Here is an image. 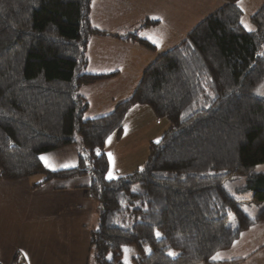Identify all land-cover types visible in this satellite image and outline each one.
Instances as JSON below:
<instances>
[{"label":"trees","instance_id":"16d2710c","mask_svg":"<svg viewBox=\"0 0 264 264\" xmlns=\"http://www.w3.org/2000/svg\"><path fill=\"white\" fill-rule=\"evenodd\" d=\"M93 1L0 0V181L88 177L96 264H125L127 247L132 264L241 262L213 257L264 222V209L256 218L243 211L264 201V174L255 172L264 164V5L249 32L240 0H225L149 65L128 100L86 119L81 89L113 77L85 73L90 39L104 33L91 22ZM137 104L170 129L141 170L109 180L106 142ZM69 147L76 167L45 168L42 156Z\"/></svg>","mask_w":264,"mask_h":264},{"label":"rangeland","instance_id":"374dc122","mask_svg":"<svg viewBox=\"0 0 264 264\" xmlns=\"http://www.w3.org/2000/svg\"><path fill=\"white\" fill-rule=\"evenodd\" d=\"M225 3V0H203V14L198 20H188L187 27L184 28L183 26L185 30H178L183 34L181 38H178L168 22L165 21L164 23L161 22V24H153V18L148 16V14L151 13H145V9L142 6L137 5V10L132 8L136 11L135 13L131 11L123 12L122 14L120 13L121 15H116L113 19L109 18L103 22L102 14L97 12L94 7L98 3L94 2L91 16L101 29L110 30L113 26L120 28L124 26L129 27L130 23L135 26L137 18H139L137 24L140 23V25L134 28L133 33L136 37L134 40L129 38L134 35H125L122 37L114 35L115 38L125 39L126 43H128L119 48L104 45L99 39H93V37H107L109 36L106 35L108 33L97 34L91 37V43H89L90 57L88 58L90 61L88 62L85 73L90 74V71L103 74L109 72L115 73V76L83 87L84 95L89 103V109L85 114V118L88 119L94 116L96 111L100 113L101 109L106 111L109 109L108 111L111 113L119 104L117 102L118 100L121 99L122 102L128 100L135 92L149 65L160 55L180 44V42L192 31L195 25H198L210 14L225 5ZM238 5L244 12L242 19L244 28L249 32L255 31V26L251 18L258 9L264 5V0H240ZM98 35L100 36L98 37ZM137 35H141L140 39L137 38ZM148 39H150V42L154 43L152 44V46H154L153 48L149 47L150 44L146 45L140 43V40L147 41ZM169 129V121L165 118L157 117L151 107L140 104L132 106L125 116L121 135L118 137L119 133L115 132L108 138L105 146L109 160V172L112 173L113 178H117L120 175H130L137 170H141L149 158L150 144L159 141ZM45 164L47 167H50V165H57L56 162L52 164L48 160ZM255 172L264 174V164L258 166ZM43 177L36 176L17 182H6L15 185L0 186L5 187L4 191L6 196H9L8 194L10 193L11 195L13 194L19 197L23 195V191L28 185H34L44 181ZM244 179V177L241 178L242 181H244ZM231 184V187L237 185V183L234 182ZM1 196H3L2 193ZM86 202L87 205L84 210L86 218L83 222L84 224L76 222L75 229L71 231L69 237L60 238L59 236L55 238V241H58L60 244L56 246L58 249L54 255L56 256L59 254V258L54 259V264H96L91 249L89 231L98 224V204L92 199H87ZM14 206L15 204L11 205V207ZM263 209L264 201L243 206V211L252 218H256ZM2 238L6 247L11 246L12 249H14L17 243L14 237L6 236ZM34 240L37 242L36 239ZM41 241L42 238L38 244L32 243L31 245H26V248H24L25 253H22L21 258L18 257L13 260L12 264H49L48 258L41 259V257L35 253L36 251L34 248L37 247ZM69 242L73 245V250L66 254L64 246L65 244L68 245ZM258 247L261 248L258 249ZM263 248L264 222L244 232L239 240L226 252L230 254L227 256L231 261L234 260L232 257H239L241 259V262L237 264H264ZM256 249H258L257 254L252 258H247L254 253ZM6 255V251L1 253L2 262L5 260ZM135 256L136 251L133 247L124 249L125 264H132V259Z\"/></svg>","mask_w":264,"mask_h":264},{"label":"crops","instance_id":"0c3cea01","mask_svg":"<svg viewBox=\"0 0 264 264\" xmlns=\"http://www.w3.org/2000/svg\"><path fill=\"white\" fill-rule=\"evenodd\" d=\"M94 2L98 3L94 7L97 12L102 14L103 22L109 18L113 19L116 15H121L123 12L131 11L132 13H135L136 11L132 8L137 10V5L142 6L145 9V13H151L148 14V16L153 18V24H161V22L164 23L165 21L168 22L169 25H171L170 27L177 34L178 38L183 36V34L178 30H185L184 28L187 27L188 20H198V18L203 14V0H94L93 4ZM138 21L139 18L136 19L135 26L130 23L129 27L124 26L123 28H120L113 26L112 29L106 30L101 29V27L94 22L91 16L93 26H95L99 31L104 32V34L108 33L106 35H109L103 38L93 37V39H99V41L104 45L119 48L120 46H124L128 43H126L125 39L115 38L114 35L121 37L125 35H134V28H137L140 25V23L137 24ZM196 26L197 25H195V27ZM99 36L100 35H98V37ZM140 36L141 35H137V38L140 39ZM149 40L150 39L145 42L152 46L154 43ZM89 57L90 49L88 58ZM89 61L90 60H88V62ZM90 72V74L93 75L108 74L115 76V73L109 72L104 74L99 72ZM81 93L86 98L83 88L81 89ZM117 102L120 103L122 100L120 99ZM108 110L109 109H107V111L101 109L100 113L96 111L95 115L89 117L88 119L108 115L110 114V111ZM120 135L121 133L118 134V137ZM104 151L106 153L105 148ZM78 155L79 153L75 147H69L43 156L46 157L52 164L56 162L57 165H50V167H47L44 162L45 160H42V163L45 168L50 171L70 169L77 166L79 159ZM43 178L44 181L40 183L28 185L23 191V195H20L19 197L13 194L11 195L10 193L8 194L9 196H6L4 191L5 187L0 186V264H12L13 260L18 257L21 258L22 253H25L24 248H26V245H31L32 243L38 244L41 238V243L34 248L36 251L35 253L39 255L41 259L48 258L49 264H54V259L59 258V254L56 256L54 255L58 249L56 246L60 244L58 241H55V238H58L59 236L60 238L69 237L71 231L75 229L76 222L84 224L83 222L86 218L84 210L87 205V199L84 197L83 193L85 187L90 185L89 178L84 177L67 183L45 182V177ZM0 185L15 184L0 182ZM1 193L3 196H1ZM13 204H15V206L11 207ZM97 227L98 224L89 231V236H91V232L97 229ZM6 236H11L12 238L14 237L17 241L14 249H12L11 246L6 247L2 238ZM34 239H36L37 242ZM64 247L66 254L72 252L73 250V245L70 244V242L68 245L65 244ZM259 248L261 247H258V249ZM258 249H256L254 253L247 258L254 257L257 254ZM263 250L264 248L262 251ZM5 251L7 252V255L3 261L5 263H3L1 261V253H4ZM227 255L230 254L226 251L220 253L217 261L231 262ZM232 258H234V260H241L239 257Z\"/></svg>","mask_w":264,"mask_h":264},{"label":"snow or ice","instance_id":"6c2138e0","mask_svg":"<svg viewBox=\"0 0 264 264\" xmlns=\"http://www.w3.org/2000/svg\"><path fill=\"white\" fill-rule=\"evenodd\" d=\"M97 151H98V150H97ZM41 159H42V160H45V162L47 163V158H46V157H43V156H42ZM112 178H113V175H112L111 172H109V174H108V179H112ZM156 235H157V237H159V236H160V233L157 232ZM169 254H170V255H176L175 253H172V252H170ZM219 256H220V254L217 253L216 256L213 257V259H217Z\"/></svg>","mask_w":264,"mask_h":264}]
</instances>
